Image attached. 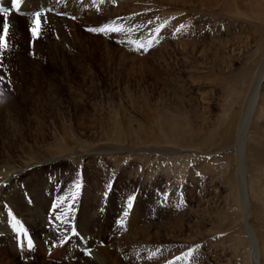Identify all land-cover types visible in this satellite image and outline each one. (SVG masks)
Instances as JSON below:
<instances>
[{
	"label": "rangeland",
	"instance_id": "1",
	"mask_svg": "<svg viewBox=\"0 0 264 264\" xmlns=\"http://www.w3.org/2000/svg\"><path fill=\"white\" fill-rule=\"evenodd\" d=\"M262 5L264 0H94L88 14L71 16V9L66 16L49 14L60 18L57 26L44 15L35 39L34 16H7V48L0 50V163L18 162L17 171L27 168L7 191L0 190V210L17 217L6 201H26L30 206L16 209L32 210L36 198L46 217L51 204V215L69 211L72 220L75 207L80 232L71 224L76 237L58 244L65 250L49 260L51 251H38V260L28 261L43 264L46 257V264H86L84 256L93 258L85 248L77 250L82 256L68 249L82 234L108 264H250L248 224L264 264L263 113L257 121L251 114L244 143L247 212L240 191L227 183L236 161L231 143L198 153L138 141L140 134L150 140L151 133L160 135L156 113L186 106L205 118L200 133L205 135L220 126L230 108L237 110L238 99L247 102L244 72L264 67ZM92 10L95 24L87 21ZM3 23L0 17V35ZM109 25L122 31L89 30ZM259 89L264 99V80ZM10 98L14 110L4 104ZM199 122L194 119L197 128ZM61 125L75 135L71 142L96 147L74 145L63 153ZM113 131L120 133L122 145L114 144ZM14 136L17 149L9 148L7 155L3 148ZM28 146L34 150L28 152ZM8 169L0 171L1 181ZM21 229L14 235L27 232ZM9 259L4 256L0 264Z\"/></svg>",
	"mask_w": 264,
	"mask_h": 264
},
{
	"label": "bare ground",
	"instance_id": "2",
	"mask_svg": "<svg viewBox=\"0 0 264 264\" xmlns=\"http://www.w3.org/2000/svg\"><path fill=\"white\" fill-rule=\"evenodd\" d=\"M93 1L94 0H91V1H88V0H52L50 2V0H22V2H23L22 11H24L26 14L25 18H29L28 15L31 12L34 13L37 10L40 11L41 9H47L46 12L44 13V15L47 14V16H49L52 19L50 21L52 23V25L57 26L60 24V20H59L60 18L56 19L55 16L49 15V14H56L57 12H61L66 16L69 14L68 11L71 9V16H75V14H78L79 12L81 13L84 10L87 11L88 5L91 4ZM95 3H97V2L95 1ZM262 6L264 8V5H262ZM89 8L94 9L95 7L92 5V7L89 6ZM86 13L88 14V11ZM89 13H90V19H87V21L91 20V21H93L92 23H94V24L97 23L96 21H94L96 19L98 20V16L95 14L96 12L93 13V10H92V13L90 11H89ZM44 15L40 16L41 20H42V17ZM0 17H4V16L0 15ZM7 22H8V19H7ZM60 28L61 27H59V29ZM55 29L58 30V27ZM223 46H224V50L226 51L228 49L227 45L223 44ZM230 49H231V47H230ZM228 52H230V51H228ZM234 52H235V50L231 49V53H234ZM225 63H227V61L225 62L223 60L222 64H225ZM251 72L252 71H250V73H249V71L244 72V75H243V78L245 77V86H246L245 97L247 99V102L244 104L243 100L238 99V101L236 102L237 110H232L230 108V111H229L227 117L223 119L224 121H221V124H220V126H217V129H214L212 131H207L208 130L207 129L206 130L207 134L201 135L200 133L203 130L201 128H203V126L206 122L205 118L199 117L198 115L194 116L193 114L190 113L189 110H187L186 106H182V107H180L179 110L173 111L175 113L170 112L168 110H165V111H163V113H160V114L156 113V115H158V117H157V120L155 123H156V128L158 129V131L160 133V135L157 138H155L154 133H151L149 135V136H151L152 140H150V137H147L146 135H141V134L138 138V141H143V144H144L145 140H148L149 142L152 141L153 145H155V146L163 145L165 147H170L169 149H174L175 151H178V150H180V152H183V151H185V152H190V151L193 152L194 151L195 152L196 151L198 153L200 151L209 149L211 147L216 148V147L225 146V145L231 143L235 149L234 151L236 154V161H235V165L233 166L234 170L229 174V176H227V183H228V185L235 187L238 191H240L241 208H244V211H246V212L250 211V206L248 208L247 202H249V195H248V191H247L246 177H245V173L243 170L244 169L245 137H246L247 130L250 126L251 114L252 113L255 114L256 121L260 120L262 118L261 113H263V115H264V99H261V98H263V95L259 91L260 90L259 89L260 84L264 80V67L261 70H259L257 73H255V71H253L252 73ZM257 99L259 100V102H258L257 106H255ZM260 100H262L261 101L262 103L260 102ZM6 101L7 102L4 103L5 106L7 105L6 109L11 108L14 110V108H15L14 103L15 102L12 101V98H10ZM167 112H169V113H167ZM193 116H194V119L196 118L197 120L200 121L199 122L200 125L198 123L200 128L196 127V125L194 123V119H192ZM117 118H119V117H117ZM115 125H116V126H114L115 130L119 129L121 131V129L119 128V126H121L120 122L115 121ZM251 127H253V126H251ZM61 129L65 133L62 134L61 139H58V140L59 141L62 140V141H60L61 144H59V147L63 150V153L72 151L73 150L72 147L74 145H76V147H82L81 145L96 147L95 145H97L95 143H89V144L88 143H82L77 138H76L77 140H74L71 142L70 138L75 137V135H71L68 132H66L65 131V125H61ZM16 131H14V132L16 133ZM113 133L115 134L113 136L114 144L116 142L115 145L120 146L119 144H121L124 141V140H122L123 138L121 137L119 132L113 131ZM38 134H39V132H38ZM38 134H35V136ZM16 135H17V133H16ZM12 136H13V134H12ZM40 136L41 137L38 136L40 142L46 141L44 133L41 132ZM66 137L68 138V140L66 139ZM36 138H37V136H36ZM107 138H109V137H107ZM13 140H14V142L10 145V147L8 145H7L8 146L7 147L5 144V146L7 148L6 147L3 148V152L6 151L7 155L10 154L9 148L11 149V148H13V145L16 146V144H18V138L17 137H15ZM71 143H73V144H71ZM77 143H79L80 145ZM19 148H20L19 150L22 151V153H24L23 150H24V148L26 149V147H23V145H20ZM156 148L157 147H155L154 149H156ZM222 148H225V147H222ZM15 149H17V148H15ZM28 149H30V151H28V152H32V150H34L29 146H28ZM91 149H95V148H91ZM93 151H95V150H93ZM100 151H102V150H98V152H99L98 154L102 153ZM161 151L166 152L167 149H162ZM106 152L109 153L106 150H104L103 153H106ZM26 154H23V156ZM160 154H164V153H160ZM5 157H7V156H5ZM8 157L10 160L11 157L10 156H8ZM14 158H15V156H14ZM19 159H22V158L19 157ZM31 161L35 162V159L32 158ZM16 163H18V162L9 163V161H8V163H4V165L2 163H0V171L5 170L6 168L7 169L9 168L8 170L10 171L7 178L5 177L6 178L5 181L0 180L1 181L0 190L4 187V192L7 191L8 186H10L9 185L10 182L12 180L14 181L17 178H19V177H16L17 174L19 172L22 173V171L25 168H27V167H25V168L22 167L19 169V171H17V165L18 164H16ZM29 167H30V165H29ZM2 175H1V177H2ZM1 179H3V178H1ZM236 181H237V185H236ZM3 184H5V185H3ZM39 197L41 199L45 198V194H40ZM6 202H7V204H11L14 207V210L16 211L15 214L17 216V217L12 218L11 217L12 215L10 216V215L3 214L4 211L0 210V213H2L0 215V259H2L4 256L6 258L9 257L10 259L8 260L7 264H24V263H22L23 261H25L26 264H38V263H31L32 261H28V260H30V258H31V260L32 259L38 260V258L40 257L38 251H40L42 254H45V255H47V253L51 251L50 256L47 258L49 260V258H51L54 255V253H56L57 250H59L61 248V247L60 248L58 247V244L65 241L66 236H69L71 239L76 237L75 231H78V229L76 227L75 215H74L76 212H75V210H73L75 207L71 208L72 212L74 213L73 218L71 220L72 214H70L69 211L66 213L60 212V213H54L53 215H51L53 212V208H54L53 206H51V204H50V208H49L48 213H47L48 216L46 217V215H45L46 213L44 212L45 209L42 207L41 202L38 203L36 201V198H35V200L32 201V206L36 205V207L33 206V209H32L33 211L27 210V209L25 210L24 208H21L20 210L16 209V206H18V205L21 207H24L23 205L30 206L29 203L28 204L25 203L26 201L22 202L20 199H18V205H15L12 202V198H11L10 201H6ZM9 208H11V207H9ZM11 210H13V209H11ZM44 215H45V217H44ZM83 216H85V215H83ZM49 220H50V222H49ZM71 224L73 225V227L75 229L74 232H70L71 227H72ZM17 227H21L22 230L27 231L25 237L22 234L23 232L21 233V235L23 236L22 237L23 242L19 248L16 247V245H15L17 235L14 236V230ZM245 227H248V229H247V231H245V233H247L249 235V240L247 239V244H248L249 257H250V264H261L262 253H260L259 248H257V240H255L256 237H255V239H253V237H252V235H254V232L248 226V224ZM42 234L44 235V237L42 236L41 240H37L38 238H40V236ZM79 235H81V237L79 240L74 241L75 245H72V247L71 246L68 247V249L72 252V254L74 253L73 255L82 256V255H80L81 252L78 253L77 250H81V249L85 248L87 250V251H85L86 255L90 253V254H92L91 258H93V259L88 260V257L86 258L83 255L84 256V262L86 264H108L105 260L100 258L98 251H96L94 249V247H91V245L93 244V241H90V243H89L87 240L88 238L86 239L82 234H79ZM13 236H14L15 243L13 241ZM28 238H33V244L29 245L27 243ZM6 239H7V241H5ZM91 239L94 240V238H92V236H91ZM12 241L14 243V247L11 244ZM24 241H25V245H24ZM67 246H68V244L66 245V248H67ZM16 249L18 250L17 252H16ZM38 249H40V250H38ZM62 250H65V249L62 248L59 251H62ZM36 251H37V254H36ZM72 254L70 252H67V256H71ZM43 257H44V255H43ZM45 259H46V257L40 261H44L43 264H46L47 259L46 260ZM50 261H51V259H50Z\"/></svg>",
	"mask_w": 264,
	"mask_h": 264
},
{
	"label": "snow or ice",
	"instance_id": "3",
	"mask_svg": "<svg viewBox=\"0 0 264 264\" xmlns=\"http://www.w3.org/2000/svg\"><path fill=\"white\" fill-rule=\"evenodd\" d=\"M21 2H22V0H11V7H12V9L18 11L20 9ZM2 14H3V16H4L5 19H4V23H3V34L0 35V50L7 48L6 36H7L8 27H9L8 22H7V16L9 14L8 13V10L7 9H4L2 11ZM33 15H34L35 19L33 20V25L34 26L31 29V33H32L33 39H35L38 36V34H39V18L41 16V13L40 12H35ZM89 30L90 31H98V32L122 31L121 28H118V27H115V26H112V25L105 26V27L100 28V29H89ZM137 47L138 48H142L144 46L142 44H138ZM0 95H2V93H0ZM78 187L79 186L77 185V188ZM130 207H131V202H129V208ZM191 254L192 253H191V250H190L189 253H188V255H191Z\"/></svg>",
	"mask_w": 264,
	"mask_h": 264
}]
</instances>
